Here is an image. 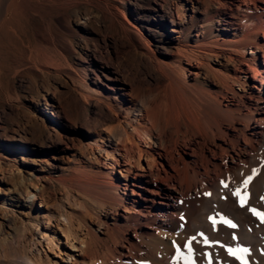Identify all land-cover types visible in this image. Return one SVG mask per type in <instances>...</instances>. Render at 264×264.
<instances>
[{
  "label": "bare ground",
  "instance_id": "6f19581e",
  "mask_svg": "<svg viewBox=\"0 0 264 264\" xmlns=\"http://www.w3.org/2000/svg\"><path fill=\"white\" fill-rule=\"evenodd\" d=\"M258 1L264 4V0H242L234 4L236 14L241 17L239 22H233L227 20L221 11L231 8L228 6L229 0H201V6L205 8L204 20L197 21L195 33L191 27L172 30L181 36L177 37L174 46L176 59L165 63L154 53L150 40L131 35L130 25L112 14L106 0H8L0 15V37L19 39L20 28L24 27L23 15L30 12L39 24H31L29 31L39 40L37 42L49 44L50 47L45 45L51 49V53H45L42 57L24 55L27 66L42 73L43 77L65 76L76 98L84 105L95 102L99 110L89 121L97 134L87 143V173L76 174L70 181L65 178L54 180L61 188L60 198H55L52 204L51 198L43 195L45 186L34 195L27 192L26 196L33 204L24 214L26 219L20 220L19 230L23 235H17L9 225V233L3 237V241L11 243L17 240L22 250L20 258L11 257L0 243V264H58L50 254L61 257L60 243L63 238L69 248L81 252L79 259L65 253L68 259L71 258V264H109L96 256L97 231L87 229L83 232L85 225H75L67 205L72 203L79 208L85 207L88 199L96 201L101 197L106 204L119 205L122 202L119 190L123 188L125 194L128 191L129 196L135 197L141 194L138 190L143 187L141 183L146 185L144 188L152 196L161 198L166 191L167 199L164 202L151 200L158 207L143 210L144 213L138 209L134 213L171 228L179 222L181 201L185 194L188 191L205 194L209 189V179L197 168L201 163L211 162V158L204 155L205 148L209 149L213 158L231 157L232 165L228 166L226 162L214 165L216 172L225 167V173L233 170L237 175L253 176L246 193L247 204L253 201L255 208L264 212V67L258 60L259 53L264 51V5L258 8ZM91 2L95 14L84 12ZM178 18L182 23L186 21L184 10ZM92 19L116 25L121 35L131 41L140 57L143 66L141 78L130 70L123 72L114 67L105 72L112 75L109 78L105 74L106 79L115 84L129 83L128 87L118 88L124 97L109 91L111 87L100 78L88 81L85 70L73 64V55L77 54L74 42H82L89 49V41L80 30L72 29V24L81 21L82 25L84 20L90 23ZM221 57L225 62L219 60ZM53 60L57 62L56 66ZM214 61H218L217 66L213 64ZM241 63L249 67L258 84L253 85L251 77L248 79L249 71L230 68V65ZM191 67L194 72L189 73ZM231 69L234 74H231ZM4 71L0 61V84ZM190 76L192 78L189 80ZM203 76L219 78L227 89L231 85H240L243 89L248 83L250 91L239 95L248 113L237 115L240 103L237 109L227 105V110H224L216 97L203 90L200 80ZM252 108L257 112L253 113ZM241 121L246 130L245 127H237ZM3 147L17 149V144L6 143ZM231 151L236 157L230 154ZM142 161L147 168L142 166ZM253 170H257L255 175ZM205 172L209 174L208 167ZM117 173L120 174L118 178L115 177ZM218 193L214 197L221 200L223 194L220 193L219 197ZM38 198L43 201L40 210L34 211V202ZM145 201L148 203L150 200ZM223 203L225 207L228 205L232 208L231 216L236 226L221 227L219 232L216 231L221 239L227 238L224 242L228 249L233 250L231 260H236L233 264H255V258L264 264V220L256 221L258 216L253 214L249 205L241 207L240 203L232 201ZM1 205L13 211L7 199ZM239 246L245 249V257L238 252ZM170 253L167 250L165 257H170ZM117 264L137 263L131 255L124 253L118 256Z\"/></svg>",
  "mask_w": 264,
  "mask_h": 264
},
{
  "label": "rangeland",
  "instance_id": "374dc122",
  "mask_svg": "<svg viewBox=\"0 0 264 264\" xmlns=\"http://www.w3.org/2000/svg\"><path fill=\"white\" fill-rule=\"evenodd\" d=\"M106 1L112 8V14L118 20H125L130 25L131 35L150 40V46L154 53L159 60L165 63H171L176 59L174 46L177 37L181 36L172 30L191 27L195 33L197 21L201 22L205 18V8H202L201 0ZM241 1L229 0L228 6L232 9L227 7L221 10L227 20L240 21L241 16L236 14L234 4H239ZM7 2L8 0H0V15ZM250 4L253 3L250 2ZM262 5H264L262 2H257L258 8ZM87 9L84 12L96 13L92 2L89 3ZM182 10H184L186 18L184 23L178 18ZM23 20L25 28H20L19 39L0 37V61L5 68L0 84V228L3 231L0 234V243L9 255L11 254V257L17 259L20 258L19 254L22 251L16 243L17 240L11 243L3 241V237L9 233V225L17 235H23L19 230L20 220L25 218L30 209L28 207L33 204L27 198V192L34 195L37 190L45 186L46 190L43 195L50 197L52 204L55 198H60L59 190L61 188L54 180L65 178L70 181L76 174L87 173L86 163L89 162L87 143L91 137L97 134V130L89 121L99 110L95 102L84 105L79 101L70 91L69 82L65 76L43 77L42 73L40 74L36 69L27 66L25 63L27 55V57L38 55L42 57L49 55L51 49L48 48L50 46L46 42H37L39 40L29 31L31 24H39L38 20L33 19L30 12L24 13ZM83 22L82 25H80L81 21L73 22L72 29L80 30L88 38L89 49H86V44L82 42H74L77 50V54L73 55L74 66L85 70L88 74V81L100 78L111 87L107 88L109 91L124 97L118 88L119 86L128 87L129 83L115 84L106 79L105 74L109 78H112V75L105 72L118 68L123 72L130 70L131 73L138 74L141 78L143 66L137 51L131 41L121 35L116 25L103 23L96 19H92L90 23L87 20ZM62 27L68 29L66 26L62 25ZM45 47L49 50L48 52ZM25 50L26 52H24ZM219 60L225 62L222 57ZM258 60L264 67V51L259 53ZM53 62L56 61L53 60ZM16 64L18 65L16 66ZM213 64L217 66L218 61H214ZM230 68L249 71V67L243 63L236 66L230 65ZM192 72H194L193 67L189 69V73ZM230 72L234 74L232 69ZM250 77L251 81L253 80V83L251 82L253 85L258 84L249 71V80ZM191 78L192 76L189 77V80ZM200 80L203 83V90L216 97L224 110H227V105L237 109L238 103L242 102L239 95H245L250 91L248 83L243 89L240 85H231L227 89L223 81L215 76H203ZM252 112L256 113L257 111L252 108ZM237 113L238 116L241 113H243L241 115L247 114L248 109L241 104ZM240 124L237 123V127H245L244 122L241 121ZM6 143L8 145L17 144V149L3 147ZM241 144H245L243 140H241ZM210 147L212 146L210 145ZM230 154L236 157L233 151ZM204 155L208 159L211 158V162L201 163L197 168L202 174L204 173L205 178L209 179V189L206 193H211V195L194 194L192 191H188L181 201L179 222L171 228L161 226L155 221H151L150 218L146 217L147 219H145L138 216L136 212L134 213L136 210L141 209L140 212L144 213L146 209L158 207V204L151 200L164 202L167 199L166 191L162 193L161 198L152 196L145 189L146 185L141 183L140 185L143 187L138 189L141 194L135 197L129 196L128 191L125 194V190L121 188L119 195L123 199H121L122 204L112 205L113 207L102 202V197L95 199L96 201L88 199L85 207L81 206L80 208L69 203L67 209L72 213L75 225L82 227L85 225L83 232H86L87 229L97 231L95 232L96 256L100 257L99 259L107 260L109 264H117L118 256L124 253L131 255L137 264H191V262L194 264H233L236 260H231L232 252H229L230 247L228 249V245L224 242L227 238L221 239V236L217 234L221 227L232 228L226 221L236 225L233 216H231L232 208L228 205L225 207L223 201L240 203V197L233 193L237 189H240L242 194L248 193L250 182L247 188L244 187V181L248 174L237 175L233 170L225 173V167L223 170L217 169V173L214 170V165H223L226 162L230 166L232 165L231 157L213 158L208 148L204 149ZM141 164L147 168L144 161ZM207 167L209 174L206 175ZM118 176L120 177V174H115V177L118 178ZM222 181L229 185L228 188L224 187ZM217 193L218 195L223 194L221 197L224 199L216 200L214 196ZM4 199H7L13 211L1 205ZM145 199L150 201L146 203ZM42 201L41 198H38L34 202V211L40 210ZM247 205L251 209L255 208L253 201L250 204L246 203L245 206ZM255 209L258 212H263L258 207ZM256 221L261 222V218L258 216ZM206 226L208 227L206 228ZM193 237H195L194 240ZM189 241H192L191 252L187 247ZM177 245L180 247V253L177 252ZM241 247L239 246V251H237L241 252L242 257H245V249ZM167 250L171 252L168 259L164 254ZM60 251L61 257L50 254L52 260H56L58 264H71L72 260L67 258L66 252L78 259L81 255L80 251L69 248L64 238L61 239ZM263 255L261 254V257ZM169 259L174 260L170 262ZM160 260L161 263H159ZM167 260L170 263H167ZM254 262L260 264L262 261L255 258Z\"/></svg>",
  "mask_w": 264,
  "mask_h": 264
},
{
  "label": "snow or ice",
  "instance_id": "6c2138e0",
  "mask_svg": "<svg viewBox=\"0 0 264 264\" xmlns=\"http://www.w3.org/2000/svg\"><path fill=\"white\" fill-rule=\"evenodd\" d=\"M257 172V170H253V175H255ZM253 179V176H249L247 177V179L244 181V187L247 188L248 187V184L249 182ZM223 185L225 188H228V184L227 183H224L222 181ZM234 195L240 197V204H241V207L245 206L246 203H247V195L246 194H242L241 190L240 189H237V191L235 193H233ZM205 195H211V193H206ZM251 211L253 212L254 215H257L259 216L262 220H264V212H258L257 209L255 208H252ZM227 223H229L232 227H235L236 225L234 224H231L230 221H226ZM213 223H215V220H213ZM195 239V237H193V240ZM175 244V242H173ZM192 241H189L187 243V247H188V251L191 252L192 251ZM177 252L180 253V247L177 245ZM229 252H233L232 249H229ZM191 264H194V262H191Z\"/></svg>",
  "mask_w": 264,
  "mask_h": 264
}]
</instances>
